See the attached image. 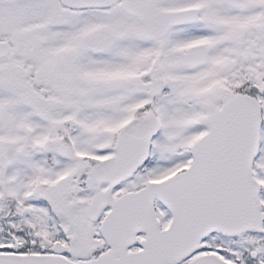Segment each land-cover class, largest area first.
<instances>
[{
    "label": "snow or ice",
    "instance_id": "obj_1",
    "mask_svg": "<svg viewBox=\"0 0 264 264\" xmlns=\"http://www.w3.org/2000/svg\"><path fill=\"white\" fill-rule=\"evenodd\" d=\"M0 264H264V0H0Z\"/></svg>",
    "mask_w": 264,
    "mask_h": 264
}]
</instances>
